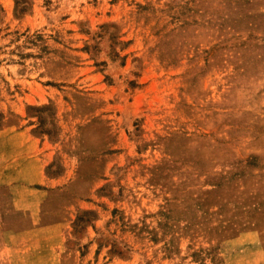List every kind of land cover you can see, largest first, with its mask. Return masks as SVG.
<instances>
[{
    "label": "rangeland",
    "instance_id": "374dc122",
    "mask_svg": "<svg viewBox=\"0 0 264 264\" xmlns=\"http://www.w3.org/2000/svg\"><path fill=\"white\" fill-rule=\"evenodd\" d=\"M0 264H264V0H0Z\"/></svg>",
    "mask_w": 264,
    "mask_h": 264
}]
</instances>
